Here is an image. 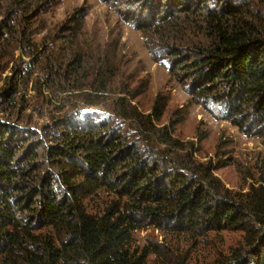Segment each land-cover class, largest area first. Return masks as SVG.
<instances>
[{
    "label": "trees",
    "instance_id": "1",
    "mask_svg": "<svg viewBox=\"0 0 264 264\" xmlns=\"http://www.w3.org/2000/svg\"><path fill=\"white\" fill-rule=\"evenodd\" d=\"M61 1L0 0V114H14L18 87L59 101L69 79L88 107L102 104L108 68L92 91L76 80L93 55L83 43L90 9L73 7L50 28L46 17ZM116 2L151 60L195 104L264 145V0ZM166 106L158 96L130 127L88 113L35 131L0 120V264H144L131 251L144 221L180 234L240 231L244 245L212 264H264V190L231 195L211 161L196 160L202 139L180 140L173 121L159 126Z\"/></svg>",
    "mask_w": 264,
    "mask_h": 264
},
{
    "label": "rangeland",
    "instance_id": "2",
    "mask_svg": "<svg viewBox=\"0 0 264 264\" xmlns=\"http://www.w3.org/2000/svg\"><path fill=\"white\" fill-rule=\"evenodd\" d=\"M80 5L90 9L85 20L83 43L93 55L85 62L80 78L76 80L81 81L78 89L92 91L89 86L100 84L99 71L108 68L113 79L111 87L106 88L102 104L88 107L81 101L79 91L68 83L72 79L60 85V90L66 85L67 92L59 101L53 97L46 99L45 92L34 91L33 85H29L28 91L21 90V87L16 89V98L21 97L16 111L12 115L0 114V120H13L21 127L35 131L54 117L88 113L106 123L130 127L135 113L149 114L157 97L161 96L167 106L159 126L173 121L175 136L180 140L197 144L198 139H202L196 160L199 163L211 161L214 175L231 195L243 198L251 187L264 190V145L261 139L242 135L230 123L212 118L195 104L176 77L151 60L141 32L122 21L114 10H118L116 0L113 8L99 0H62L46 17L49 27L59 25L67 12ZM25 61L27 59L21 57L15 64L21 65ZM9 75L10 71H7L1 79ZM2 83L0 80V85L7 86ZM117 107L124 112H118ZM244 237L240 231L210 232L202 236L180 234L165 225L144 221L131 233V251L144 254V264H212L242 247Z\"/></svg>",
    "mask_w": 264,
    "mask_h": 264
}]
</instances>
